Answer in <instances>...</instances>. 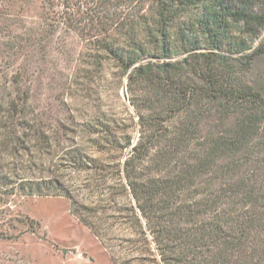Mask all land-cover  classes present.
Listing matches in <instances>:
<instances>
[{"label": "trees", "instance_id": "1", "mask_svg": "<svg viewBox=\"0 0 264 264\" xmlns=\"http://www.w3.org/2000/svg\"><path fill=\"white\" fill-rule=\"evenodd\" d=\"M69 1L60 17L84 49L60 91L99 92L96 78L119 75L140 136L133 144L116 117L72 128L38 111L31 80L43 69L49 32L45 23L19 30L7 22L3 50L24 59L0 88V146L61 147L63 132H76L81 141L62 147L63 158L95 178L116 167L113 193L126 196L140 228L145 222L163 264H264V84L249 78L264 51V0H129L130 13L119 8L127 0L67 11Z\"/></svg>", "mask_w": 264, "mask_h": 264}, {"label": "rangeland", "instance_id": "2", "mask_svg": "<svg viewBox=\"0 0 264 264\" xmlns=\"http://www.w3.org/2000/svg\"><path fill=\"white\" fill-rule=\"evenodd\" d=\"M79 1L73 0V9L67 11H75L79 4L88 2ZM67 2L70 1L0 0V88L8 86L16 63L24 59L16 60L18 54L12 52L5 54V24L10 22L19 30L25 25L38 30L45 23L49 32L45 34L48 52L43 69L32 74L33 106L71 122L72 128L90 116L116 117L132 131L135 144L140 127L129 102L125 79L109 73L104 79L96 78L94 86L99 92L60 91L66 76H72L79 64V54L84 49V41L64 27L66 20L60 17L65 14L62 10ZM86 6H82L83 11ZM119 8L130 13L136 6L127 0ZM257 44L255 41L254 45ZM249 78L264 84V51L254 59ZM72 113L75 117H71ZM130 116L134 117L133 124ZM73 118L76 122H72ZM212 125L214 117L202 127L206 131ZM69 132H63L61 147L41 148L29 143L16 150L0 146V264H163L145 222L142 220L140 228L126 196L113 193L118 191L121 178L116 167L113 172L95 178L77 172L63 158L62 147L81 141L76 132ZM130 148L121 158V169ZM121 174L123 177V171ZM41 182L51 187L34 188ZM87 204L91 210L83 206ZM80 216L92 226L86 225Z\"/></svg>", "mask_w": 264, "mask_h": 264}]
</instances>
